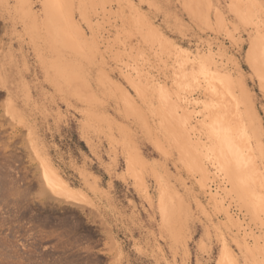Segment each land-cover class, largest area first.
I'll return each instance as SVG.
<instances>
[{
    "label": "rangeland",
    "instance_id": "rangeland-1",
    "mask_svg": "<svg viewBox=\"0 0 264 264\" xmlns=\"http://www.w3.org/2000/svg\"><path fill=\"white\" fill-rule=\"evenodd\" d=\"M51 3L0 0V264H264V0Z\"/></svg>",
    "mask_w": 264,
    "mask_h": 264
},
{
    "label": "bare ground",
    "instance_id": "bare-ground-1",
    "mask_svg": "<svg viewBox=\"0 0 264 264\" xmlns=\"http://www.w3.org/2000/svg\"><path fill=\"white\" fill-rule=\"evenodd\" d=\"M55 1V0H54ZM51 2H53V0H51ZM50 2V0H49V3H51ZM54 3H56V2H54ZM52 4V3H51ZM54 7H55V4L53 5ZM59 6V5H58ZM55 9V8H54ZM45 13H46V15L48 16V17H50V15H51V11H50V8H49V6L48 5H46V7H45ZM57 13H58V10H57ZM52 41V40H51ZM50 68L52 67L54 70H56L57 69V67H56V65L55 64H51L50 66H49ZM59 71H57L56 72V77H57V75L59 76ZM59 79V77L58 78H55V80H58ZM236 100H237V102H239L240 104H243V106H244V109H243V111H242V113L246 116L245 118H244V125H243V123L239 120V121H237V122H235V125L234 126H231L232 128L231 129H229V128H227L226 127V125L225 124H222L221 125V127H220V133L222 134V133H224L225 131H229V133H228V136H230L231 138H232V135H233V132L234 131H236V134H234V135H237V130H239V129H242V127L244 126V133H243V135L245 136V140H244V142L245 143H247V141L249 140V132H248V130H249V127H250V125H251V119L249 118V109L247 108L248 106H247V104L245 103V101H244V99L242 98V96L240 95V94H238L237 95V97H236ZM231 111V110H230ZM244 111H245V113H244ZM229 117V116H228ZM234 123V122H233ZM141 124L143 125V126H145L144 125V123L140 120V127L141 128H143V126H141ZM231 130H233V132L231 131ZM219 131H218V133H219ZM232 132V135H230V133ZM219 133V134H220ZM221 136V135H220ZM235 137V136H234ZM240 140H242V139H240ZM228 142V143H227ZM241 142V144L240 145H242L243 144V140L242 141H240ZM226 144H229V146H231L230 145V143H229V141L228 140H226ZM226 146V145H225ZM228 146V147H229ZM242 147V146H241ZM245 148V147H244ZM243 148V149H244ZM240 150H242L241 148H240ZM247 150V149H246ZM235 155H233V157L231 156V158H232V160H236V158L234 157ZM251 156V155H250ZM248 154H247V158L246 159H241L242 161L240 162V164H239V166H240V168H243V169H245V168H248V166H247V163L248 162H250L251 160H252V157H250ZM238 160V159H237ZM236 166H237V164H236ZM240 171H242L241 169H240ZM225 173V172H224ZM41 174H42V178L46 181V183L47 184H50L49 186H51V188L53 189L54 187H55V183H57V182H55V181H57L56 180V177H55V175L54 174H52L51 172H49L48 170H43V172H41ZM227 176H228V172H226L225 173ZM43 179H42V181H43ZM40 180V179H39ZM137 181H138V179H137ZM53 182H55V183H53ZM63 189H65V192L67 191V192H69V189L68 188H64V186H63V188H61L60 190H63ZM65 192H63V194L65 193ZM69 193H72V192H69ZM68 193V194H69ZM162 193V192H161ZM66 194V193H65ZM143 194H145V193H143ZM67 195V194H66ZM71 195V194H70ZM69 197H71V196H69ZM180 205V201H179V198L178 197H176V196H173L172 194H170V193H168V192H164V193H162L161 194V197H159V209H160V214H161V219H162V221H163V225H162V227H163V229H165L166 227L167 228H173V223H176L177 224V222H176V220L175 219H172L171 217H170V213H172L173 211L175 212V210H177V208H178V206ZM174 218V217H173ZM175 237L176 236H172V241L174 242L175 241ZM30 253V252H29ZM28 253V254H29ZM32 254V253H31ZM27 255V254H26ZM28 256V255H27ZM44 256H45V253H44ZM43 256V257H44ZM30 257V256H29ZM43 257H41V259L43 258ZM30 259V258H29ZM43 260V259H42ZM41 260V261H42ZM54 260V259H53ZM51 261H48V263H50ZM56 262V261H55ZM42 263V262H41ZM47 263V264H48ZM53 263V262H52ZM51 263V264H52ZM226 263H228V261H226V260H224V256H223V260H221L220 261V264H226ZM28 264V263H27Z\"/></svg>",
    "mask_w": 264,
    "mask_h": 264
},
{
    "label": "crops",
    "instance_id": "crops-1",
    "mask_svg": "<svg viewBox=\"0 0 264 264\" xmlns=\"http://www.w3.org/2000/svg\"><path fill=\"white\" fill-rule=\"evenodd\" d=\"M51 40H52V41H51ZM55 42H56L55 38H54V39H53V38H50V40H47V41H46L47 46H48V47L50 46V47H52V48H54V44H55ZM53 50H55V48H54ZM161 233H162V235H163V234L167 233V231H165V229L162 230V228H161ZM166 236H167L168 241H169V248H170V250L174 251V250L172 249V247H171V239L169 238L168 233H167ZM179 243H180V241L178 242L177 249H178V247H179ZM199 244H201V242L198 243V247H199ZM201 247H202V245H201ZM177 249H176V250H177ZM197 255H198V254H197ZM197 255H196V262H197Z\"/></svg>",
    "mask_w": 264,
    "mask_h": 264
}]
</instances>
